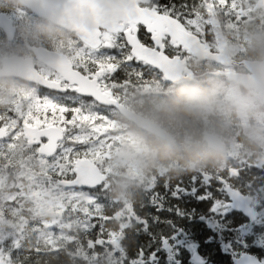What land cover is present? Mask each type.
<instances>
[{"label":"snow or ice","instance_id":"1","mask_svg":"<svg viewBox=\"0 0 264 264\" xmlns=\"http://www.w3.org/2000/svg\"><path fill=\"white\" fill-rule=\"evenodd\" d=\"M227 4L228 0H134L119 26L107 31L98 29L77 40L71 54L58 62L55 71L37 73L30 94L0 114V212L9 202L23 199L24 182L37 201L45 190L58 188L68 201L61 214L80 225L89 237V246H109L120 251L119 238L125 229L109 228L113 217L100 210L101 202L107 203L103 160L110 139L114 93L127 87L133 78L143 80L150 73L167 76L173 70V54L185 47L186 37L203 34L202 10H210V5L226 9ZM121 72L125 76L122 82L117 80ZM242 171L238 167L235 172L225 169L227 174L201 172L190 178L194 186L203 187L199 194L211 201L209 212L213 216L224 213L233 201L244 204L232 191L235 181L242 179ZM9 174L13 180L6 183ZM180 184L182 181L164 185L170 191L174 189L178 199ZM159 186V179H154L145 189V198L155 209L156 218L135 215V248L123 251L120 264H177L175 256L170 261L169 255L179 253V246L171 247L179 225L159 215L167 210L157 192ZM256 212L247 207L243 222L255 227ZM171 213L192 219L191 214L178 207ZM234 218L238 227L240 218ZM45 229L51 230L49 237L60 234L63 238V224H40L33 231ZM164 229L171 231L165 235ZM235 243L239 246L240 264H264V256L246 250L247 239L237 234ZM20 247L21 239L0 232V264H21L12 257Z\"/></svg>","mask_w":264,"mask_h":264},{"label":"trees","instance_id":"2","mask_svg":"<svg viewBox=\"0 0 264 264\" xmlns=\"http://www.w3.org/2000/svg\"><path fill=\"white\" fill-rule=\"evenodd\" d=\"M5 2L6 0H0L3 10ZM217 17L220 19L219 29L222 31L225 22L240 26L238 20L223 21L224 16L221 14ZM29 22L42 20L32 16ZM35 28L39 33L44 29L37 25ZM249 29L250 27H246L244 30ZM24 33L38 36V32L30 33L25 29L21 35ZM253 33L258 36L255 48L260 52L248 51L246 58H254L257 53L264 56V22L260 23L257 31ZM154 75L158 86L164 83L162 75ZM211 80L216 88L212 85L197 90L200 84L197 83L187 91L173 87L167 95L161 96L160 92H157L154 98L156 121L173 136L172 142L142 132L138 136L139 139L132 138L130 141H122L115 134L110 137L108 142L111 148L105 150L103 160L104 172L109 176L108 184L104 186L107 203L101 202L100 210L112 215L109 228L123 226L125 229L119 238L120 251L109 246L90 247L89 237L84 235L80 225L61 214V209L68 204L61 190L49 188L56 201H53L48 211L42 210L40 203L34 201L28 193L15 203L9 202L0 212V232L21 239V247L12 253L13 260L19 259L21 264H120L123 251L135 248V215L139 213L156 218L155 209L145 198V189L151 186L154 179H159L161 186L157 188V192L163 202V208L167 209L159 215L169 217L179 225L176 229L175 244L171 245L172 248L179 246V253H170V261L175 256L177 264H194L191 256L196 251L203 259L201 264H235V258L240 254L239 246L235 243L237 234L239 238L248 240V252L264 256V215L254 223L255 227L253 224H247L249 226L244 233L243 221L246 218L228 208L224 213L213 216L209 212L211 201L205 200L199 194L203 187L194 186L190 179L201 172L227 174L225 169L235 172L238 167L242 168V179L235 181L236 188L252 195L257 209L264 214V162L258 165L252 160L254 155L264 156V131H260L262 136L255 140L244 139L243 133H246V130H241L237 122L238 106L226 97L223 99L222 91L217 90L218 83L226 85L227 81ZM258 103L264 109L262 104ZM203 131L215 133L226 140L231 138L237 145L236 152L231 155L210 149L202 139ZM119 152H125L129 159L118 155ZM181 181L180 197L177 199L175 190L170 191L164 184L171 182L176 185ZM47 195L46 192L42 196ZM177 207L182 212L191 214L192 219L172 215L171 210ZM234 215L240 218L238 227ZM40 224H63V238L60 234L49 237L50 229L43 232L33 231L34 226ZM156 230L160 231V228ZM170 231L164 229V234L168 235ZM37 248L40 249L39 252L35 251Z\"/></svg>","mask_w":264,"mask_h":264},{"label":"water","instance_id":"3","mask_svg":"<svg viewBox=\"0 0 264 264\" xmlns=\"http://www.w3.org/2000/svg\"><path fill=\"white\" fill-rule=\"evenodd\" d=\"M18 1L38 17L46 19L59 27L75 32L79 39L96 32L98 29L107 31L119 26L120 22L126 19L129 11L134 6V0ZM0 28L3 30L7 40L12 41L15 35V27L13 26L12 20L2 12H0ZM184 49L198 60H214L226 66L233 64L230 56L212 52L210 46L202 43L200 38L195 34L186 37ZM33 50L40 60L54 68H57L58 62L65 57L42 48H34ZM2 62L3 68L0 70V76H17L28 81H34V77L37 73L33 70L29 60H21L20 58L13 56L3 59ZM170 64L173 70L170 71L167 76L163 75L166 80L175 85L196 82L192 71L184 68L181 60L178 58H172ZM236 65L243 66L248 72L226 73L225 75L242 88L256 91L260 100L264 104V59L243 60L236 63ZM182 71L185 72V76H182ZM113 106L116 107L127 120L133 122L143 131L163 140L172 141V136L156 123L131 112L116 101ZM203 140L213 150L221 152L225 151L224 142L217 136L211 133H205ZM103 178L105 181L106 176L104 174ZM232 191L235 192L236 196L244 202L243 204L233 201V204L229 206L233 211L240 212L245 217L247 207L253 211H257L252 205V196L243 194L237 190V188L232 189ZM258 217L259 212L257 211L256 216L253 218L254 221ZM193 260L195 262H201V258L197 253L193 255ZM236 264H240L238 259H236Z\"/></svg>","mask_w":264,"mask_h":264},{"label":"flooded vegetation","instance_id":"4","mask_svg":"<svg viewBox=\"0 0 264 264\" xmlns=\"http://www.w3.org/2000/svg\"><path fill=\"white\" fill-rule=\"evenodd\" d=\"M17 4H19L17 0H6L5 10H3L4 7H0V12L6 13L13 20V24L16 28V35L14 36L12 41H8L3 31L0 29V69H2L3 67V59L11 56H18L21 59L29 60L30 65L37 73H47L55 71L56 68L51 67L46 62L40 60L34 53L33 49L41 47L47 51L55 52L59 55H63L66 57L71 54L72 47L74 43L79 40V38L77 37L76 33L54 25L44 19H40L35 16L32 12H29L27 9L22 7L20 4L19 6ZM19 12L22 13V15ZM26 14L29 17V20L32 16H34L36 19L42 20V22H29V20L25 19L26 17L24 15ZM36 25L44 28L42 33H39V30L35 28ZM24 29L30 33L38 32V36L34 37L26 35V33H24V35H21L23 34ZM173 58H178L183 62L184 68H189L190 70H192L194 77L198 80V84L200 83L197 87V90L202 89L204 87H211L212 85H214L211 79H218L221 82H225V80L229 81L225 76V73L228 71L246 72L242 67L235 66L234 64H232L231 67H227L226 65L212 60H198L194 56L190 55L184 48L179 54L174 53ZM26 68L28 69L27 66ZM154 74L155 73H150L146 75L144 79L140 82L139 80L133 78L134 84H132L131 82L130 84H128L127 87L117 90L114 95L116 97L115 101H117L120 105L129 109L133 113H136L142 117H145L157 123L155 112L156 104L154 101L155 96H157V83L154 80ZM182 75L185 76L184 71H182ZM124 78L125 76L122 72L117 76V80L120 82H122ZM232 84L237 88V90H240V94L243 93L245 96L256 95V97H258L256 92L244 90L238 85L234 83ZM196 85L197 84H185L181 86H174L170 85L168 81H164V83H160L159 87H161V89L159 91V94L161 96H163V94L167 95V93L170 92L171 88L173 87L180 88V90L182 91H187L189 87H193ZM214 86L216 88V85ZM32 87V81L25 80L21 77H0V88L5 89H0V98L3 97L5 99L4 103L0 102V114L5 113L7 109H9L11 106H14L21 97L30 94ZM217 90H221L222 95L225 94L224 89L217 88ZM151 100L153 101L152 103ZM259 108L264 113V109H262L260 105ZM111 112L112 113H110L109 118L117 119L120 123L127 124V128L122 129V131L118 130V133H120L119 131H121L124 134L129 135L131 138L139 139L138 136H140L141 131L132 122L126 121L125 117L116 107L112 106ZM252 117L253 116L251 115L249 123H253ZM237 122L243 123L239 117H237ZM259 131H264V129ZM205 132L208 131H203V134ZM251 132L252 130H246V133H243L244 139H250ZM124 139L130 138L125 137ZM223 140L225 142V139ZM27 155L28 153L25 152L24 156L27 157ZM17 164H19V157L17 159ZM17 170L20 169L18 168ZM37 170H39V168H37ZM9 171H11V169Z\"/></svg>","mask_w":264,"mask_h":264},{"label":"rangeland","instance_id":"5","mask_svg":"<svg viewBox=\"0 0 264 264\" xmlns=\"http://www.w3.org/2000/svg\"><path fill=\"white\" fill-rule=\"evenodd\" d=\"M209 7L210 10H203L202 12L205 17L204 32L203 34L197 33L203 39H205V35L208 34V40H205L206 43L210 44L213 49H216V51L223 52L236 59L246 57L248 51L254 50L255 52H260L255 48V45L258 42L256 41L258 36L253 33V31H257V27L260 25V23L264 22V0H228L226 9H222L221 7H212L211 5ZM20 14L22 15V13ZM219 14L224 16L222 19L223 21L226 19H228V21L238 20L240 22V26L234 25L232 23L227 24V22H225L224 31L220 30L219 26L221 23H219L220 19L217 17ZM24 16L26 17V20H29L27 14ZM246 27H250V29L248 31L244 30ZM257 54L258 55H255L254 58L262 59L264 57L260 53ZM218 88L224 89V97H227L226 99L228 101L236 104L240 109L239 118L243 122H239L241 127L240 129L252 130L253 134L251 135V139L254 138L258 134L259 130L264 128V113L259 108L256 95H242L234 85L222 86L218 83ZM160 89L161 87L156 85V92H159ZM0 102L4 103L5 99L3 97L0 98ZM251 115L253 116V123H249ZM109 120L111 122V127L108 132L109 137H114L115 134L116 137L122 138V141H124L125 137L131 138L129 135L121 132L122 129L127 128V124L120 123L117 119L113 118H109ZM118 130H121L119 131L120 133H118ZM225 141L227 143L228 150L226 153L234 154L237 150V145L231 138L229 141L226 139ZM110 148L111 144L108 143V146L105 148V150ZM121 153L122 152H119L118 155L123 156L127 160L129 159V155L126 156L124 153V155H121ZM252 160L256 164L261 165L264 162V156L259 157L258 155H254L252 156ZM12 180L13 176L7 175L5 182L11 183ZM24 183L26 188L25 194H31V190L28 188L27 182ZM105 186H107V183ZM28 189L30 191H28ZM46 192L48 195L46 197L41 196V199L38 201L40 203V208L44 211H48L52 207L53 201H56V198L52 197V194L48 189L45 190L42 195L46 194ZM34 201L37 202V200ZM259 211L260 216L262 217V211ZM248 226L249 225L247 224L244 225V228L242 229L244 233L247 231Z\"/></svg>","mask_w":264,"mask_h":264},{"label":"bare ground","instance_id":"6","mask_svg":"<svg viewBox=\"0 0 264 264\" xmlns=\"http://www.w3.org/2000/svg\"><path fill=\"white\" fill-rule=\"evenodd\" d=\"M206 258H208V257H206ZM208 261V260H207ZM209 262V261H208ZM210 263V262H209Z\"/></svg>","mask_w":264,"mask_h":264}]
</instances>
